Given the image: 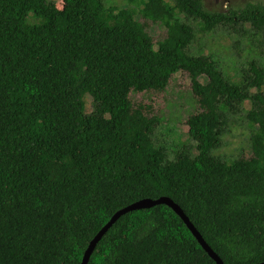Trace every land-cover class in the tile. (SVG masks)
Returning <instances> with one entry per match:
<instances>
[{
	"label": "trees",
	"instance_id": "obj_1",
	"mask_svg": "<svg viewBox=\"0 0 264 264\" xmlns=\"http://www.w3.org/2000/svg\"><path fill=\"white\" fill-rule=\"evenodd\" d=\"M124 1L0 0V264H81L117 212L160 198L223 264L264 263V66L251 62L234 83L191 49L219 29L264 35V5L211 13L202 0ZM149 25L165 36L154 42ZM180 72L198 106L186 122L197 154L170 159L154 141L160 118L130 95L165 92ZM246 101L251 156L228 164L213 152ZM88 264L216 263L158 205L120 217Z\"/></svg>",
	"mask_w": 264,
	"mask_h": 264
},
{
	"label": "rangeland",
	"instance_id": "obj_2",
	"mask_svg": "<svg viewBox=\"0 0 264 264\" xmlns=\"http://www.w3.org/2000/svg\"><path fill=\"white\" fill-rule=\"evenodd\" d=\"M58 2L59 0H48ZM167 1V0H166ZM204 8L211 13L227 12L228 10H242L249 4H262L264 0H202ZM107 7L116 9L127 8L124 0H104ZM31 23L37 20L30 17ZM245 35L231 29H219L211 34H200L192 46V52L197 55H212L223 70L225 75L234 83H239L244 74L249 70V64L256 62L264 66V35L254 36L250 25H245ZM237 30H239L237 28ZM154 42L165 36V30L157 25H149L147 29ZM240 34V35H239ZM201 83H206V78H200ZM264 91V87H263ZM252 90V93H255ZM131 101L135 104L149 106L152 115L161 120L160 126L154 134L156 146L166 145L169 148L170 159L175 157V152L183 149L197 154L195 142L188 137L186 125L190 114L195 113L197 104L191 95V81L185 73H178L171 79L165 92L161 93H131ZM86 113L93 112V100L89 95L84 97ZM251 109V102L246 101L242 111L236 116L234 125L222 136L220 145L214 150L213 155L226 160L231 164L240 156L249 158L250 129L244 120L246 111Z\"/></svg>",
	"mask_w": 264,
	"mask_h": 264
},
{
	"label": "water",
	"instance_id": "obj_3",
	"mask_svg": "<svg viewBox=\"0 0 264 264\" xmlns=\"http://www.w3.org/2000/svg\"><path fill=\"white\" fill-rule=\"evenodd\" d=\"M158 205H166L169 208H171L184 222V224L187 226V228L190 230V232L193 234L199 245L202 247V249L208 254V256L216 263V264H223V262L220 260V258L212 251V249L206 244V242L203 240L202 236L198 233V231L194 228V226L191 224L189 219L185 216L183 211L177 206L173 201H171L168 198H160L158 200H142L137 203H134L128 207H126L123 210H120L117 212L112 219L109 221V223L95 236V238L91 241L89 244L82 263L81 264H88L90 257L92 253L94 252L97 244L102 239V237L109 231V229L119 220L120 217L126 215L129 212L139 211V210H145L150 209ZM264 264V263H261Z\"/></svg>",
	"mask_w": 264,
	"mask_h": 264
}]
</instances>
